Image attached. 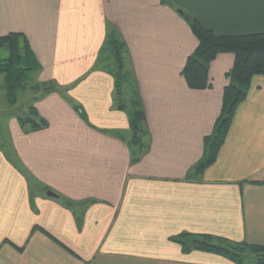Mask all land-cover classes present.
Masks as SVG:
<instances>
[{
  "label": "crops",
  "instance_id": "1",
  "mask_svg": "<svg viewBox=\"0 0 264 264\" xmlns=\"http://www.w3.org/2000/svg\"><path fill=\"white\" fill-rule=\"evenodd\" d=\"M176 9L220 36L264 31V0H0V36L22 34L39 65L18 90L23 111L0 75V264H234L183 251L181 233L264 245V77L216 160L187 179L233 57L210 63V89L188 88L197 41ZM110 29L144 110L136 162L129 111L99 65Z\"/></svg>",
  "mask_w": 264,
  "mask_h": 264
},
{
  "label": "trees",
  "instance_id": "2",
  "mask_svg": "<svg viewBox=\"0 0 264 264\" xmlns=\"http://www.w3.org/2000/svg\"><path fill=\"white\" fill-rule=\"evenodd\" d=\"M178 9H176L177 11ZM185 20L197 44L185 60L180 71L187 87L192 90H205L212 87L209 77V65L222 54H230L233 63L226 72L227 83L223 87L221 106L211 134L203 139V155L194 165L187 179L201 176L204 170L215 160L225 141L237 107L248 94L250 84L255 76L264 77V31L261 33L220 36L203 27L200 22L184 13ZM0 75L4 78V90L13 99L16 91L24 88L32 71L39 68L26 38L19 33L0 36ZM99 65L113 78L117 108L127 109L130 114L132 145L138 149L133 152V162L139 159L145 148L146 136L144 111L140 95L135 85L130 82L128 73L127 47L115 29H110L106 42L99 55ZM130 76V78H128ZM128 87V90H124ZM23 123L28 120L23 119ZM34 125V124H33ZM34 125L32 128L36 127ZM140 151V152H139ZM180 244L182 250L210 252L220 255L234 264H245L246 254L250 259L247 264H264V245L236 243L222 237L209 234L181 233L172 239Z\"/></svg>",
  "mask_w": 264,
  "mask_h": 264
},
{
  "label": "rangeland",
  "instance_id": "3",
  "mask_svg": "<svg viewBox=\"0 0 264 264\" xmlns=\"http://www.w3.org/2000/svg\"><path fill=\"white\" fill-rule=\"evenodd\" d=\"M6 55V53L5 52H1L0 53V57H4ZM128 73H130V76H131V80L130 79H128V86H129V84H130V82L132 81V83L134 84V79H133V76H132V74H131V72H130V68H129V64H128ZM130 76L128 77V78H130ZM135 85V84H134ZM136 87V86H135ZM40 89H41V87H39ZM129 89H131V87H128ZM128 88L126 89V87L124 88V90H128ZM136 89H137V87H136ZM138 90V89H137ZM138 92H139V90H138ZM20 94H21V92H17L16 93V96H15V94H14V96L18 99V105H17V107L18 108H20V111H23V105H22V103H23V101H22V99H19L21 96H20ZM140 95V94H139ZM17 107H15V109L17 108ZM143 107V106H142ZM144 111V110H143ZM213 128V127H212ZM211 134V133H210ZM246 262H245V264H247V262L249 261V259H250V257H249V255L248 254H246Z\"/></svg>",
  "mask_w": 264,
  "mask_h": 264
},
{
  "label": "water",
  "instance_id": "4",
  "mask_svg": "<svg viewBox=\"0 0 264 264\" xmlns=\"http://www.w3.org/2000/svg\"><path fill=\"white\" fill-rule=\"evenodd\" d=\"M177 12H178V14H179L180 16H182L185 20L188 19V17L184 15V12H183V11H181V10H177ZM46 195H47L48 197H53V198H56V197H57V196H56L53 192H51V191H47V192H46Z\"/></svg>",
  "mask_w": 264,
  "mask_h": 264
}]
</instances>
